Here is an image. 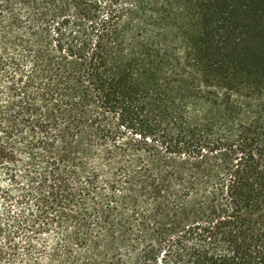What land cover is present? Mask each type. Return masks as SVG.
Here are the masks:
<instances>
[{
    "label": "trees",
    "instance_id": "trees-1",
    "mask_svg": "<svg viewBox=\"0 0 264 264\" xmlns=\"http://www.w3.org/2000/svg\"><path fill=\"white\" fill-rule=\"evenodd\" d=\"M144 1L0 0V264H264V0Z\"/></svg>",
    "mask_w": 264,
    "mask_h": 264
},
{
    "label": "rangeland",
    "instance_id": "rangeland-1",
    "mask_svg": "<svg viewBox=\"0 0 264 264\" xmlns=\"http://www.w3.org/2000/svg\"><path fill=\"white\" fill-rule=\"evenodd\" d=\"M133 10L140 15L150 16L152 12V6L147 4L144 0H134ZM114 214H116V212ZM19 258L21 260L22 258H25V256L20 255Z\"/></svg>",
    "mask_w": 264,
    "mask_h": 264
}]
</instances>
